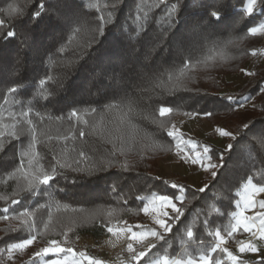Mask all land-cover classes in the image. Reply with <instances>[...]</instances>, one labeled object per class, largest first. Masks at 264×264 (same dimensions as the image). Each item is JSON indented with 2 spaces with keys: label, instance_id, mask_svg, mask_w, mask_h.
<instances>
[{
  "label": "trees",
  "instance_id": "16d2710c",
  "mask_svg": "<svg viewBox=\"0 0 264 264\" xmlns=\"http://www.w3.org/2000/svg\"><path fill=\"white\" fill-rule=\"evenodd\" d=\"M201 2L207 8L201 7ZM247 2L0 0V19L5 21L0 32V69L16 58L25 30H34L38 43L49 50L42 64L31 63L28 58L25 84L17 83L18 77L0 71L2 123L13 122L8 116L10 112L19 116L22 111L31 109L30 118L38 131L46 133L39 138L38 151L41 162L48 169L55 165L53 156L60 163L75 167L73 161L81 150L93 159L107 158L112 149L109 133L117 135V128L125 132V139L116 141L123 154H117L114 167L93 177L79 175L68 168L58 169L63 175H58L49 186L18 196L12 195L15 182L9 179V174L15 170L20 151L27 148L30 137L22 136L19 140L5 137L4 151L0 152V216L7 208L10 218L0 219V248L30 234L17 219L21 211L33 213L26 219L34 221L31 234L39 240L63 241V233L67 232L69 242L73 243L83 235L96 238L107 235L100 227L101 223L119 225L126 221L129 225L130 221H140L143 214L140 208L151 195H181L172 184L185 189L183 204L180 203L184 216L171 222L172 232L165 234L164 241L155 242L156 248L150 255L181 256L186 250L193 254L207 251L216 242L209 232L220 230L226 235L225 229L234 222L233 213L238 212L237 193L243 190L249 179L258 185L264 184V70L256 72L248 88L236 95L220 91L216 72L219 59L237 61L243 44L245 46L250 41L246 47L251 46L252 50L258 45V37L249 35L248 29L264 22V8L258 7L249 17L244 12ZM41 3L58 7L65 15L85 18L93 29L102 26L104 35L95 32V40L84 47L92 38L87 27L82 28L80 34H74L72 29L48 16L37 24L34 10ZM172 3H177L183 15L170 28L168 6ZM221 5L228 17L224 24L209 27L204 35L196 32L187 35L188 23L185 21L190 17L199 20L206 11ZM14 7L22 14L9 15ZM29 14H33L31 23H28ZM101 16L104 21L100 20ZM9 29L17 36L8 38L2 34ZM145 34L165 37L166 47L158 50L154 60L149 62L156 79L136 75L143 59L141 52L132 49L139 47L138 41ZM61 43L65 46L63 52L58 50ZM177 44H183L185 48L183 62L175 55ZM19 55L24 58L23 51H19ZM188 56L192 57L191 60L187 59ZM189 63L193 66L191 70L184 68ZM125 65L127 70L122 72ZM182 70L187 89L169 92L172 85L166 83L167 77L179 76ZM157 83H163V87L155 86ZM11 87H16L17 93L9 92ZM45 95H48L47 100L43 99ZM225 96H231L233 100H225ZM253 101H257L255 115L244 122L248 128L239 131L230 144L231 149L224 151L214 144L206 145L211 149V162L217 167L216 175L207 178L203 187L205 191L171 182L155 173L157 161L176 151L175 140L167 135L175 115L192 112L198 116H218L232 113L235 108ZM109 105L116 107L110 108ZM160 106L172 107L174 111L161 117ZM93 108L95 112L91 111ZM73 110L79 113V120L70 118ZM208 112L212 115H205ZM125 114L128 116L122 123ZM145 116L148 119H144ZM84 120L88 121L87 126ZM80 131L85 132L84 137L79 136ZM183 137L195 144L198 142L189 135ZM124 162L129 165L127 170L121 168ZM14 199L20 202L13 204ZM109 211L113 212L111 217L107 216ZM188 230L193 232L191 239L187 237ZM36 262L35 259L31 263Z\"/></svg>",
  "mask_w": 264,
  "mask_h": 264
},
{
  "label": "snow or ice",
  "instance_id": "6c2138e0",
  "mask_svg": "<svg viewBox=\"0 0 264 264\" xmlns=\"http://www.w3.org/2000/svg\"><path fill=\"white\" fill-rule=\"evenodd\" d=\"M119 2V0H118ZM164 0H161L163 3ZM220 0H214V3L219 4ZM178 3V0H177ZM177 3L170 4L168 16L170 18L171 28L172 24H177L179 18L183 15V12L177 6ZM107 6V5H105ZM115 7V5H113ZM187 6H185L186 8ZM201 7L207 8L203 2H201ZM258 7L264 8V0H248L247 7L244 9V12L251 17L254 14V10ZM22 14L18 8H12L9 12V15ZM46 16L51 17L57 23L66 25L68 28L72 29L74 34H80L81 29L87 27V31L92 34L91 40H88L83 45L87 47L91 44L92 40H95V32H99L101 36L104 35V29L102 26H98L93 29L90 26V22L85 20L81 16H68L60 12L58 7L53 5H46V3H41L34 10L35 22L39 24ZM227 12L223 5L219 8H213L206 11L203 16L196 20L194 18H189L188 21V31L187 35L191 36L194 32L204 35L207 33L209 27H213L218 24H224L227 20ZM139 19V16L136 17ZM33 20V14H29L28 23H31ZM101 21H104V17H100ZM5 21L0 19V32L3 30ZM143 29L141 28V31ZM8 38H14L17 36V33L9 29L7 32L2 33ZM248 34L251 36L264 35V23L259 24V26L250 27L248 29ZM71 43V41H69ZM234 43V41H230ZM139 47H134L133 52H141L143 62L137 67L136 75L141 78L156 79L154 74H152L149 67V62L154 60L155 55L158 50H163L166 47L165 37L161 34L155 37L145 34L144 37L138 41ZM60 52L65 50V46L61 43L59 49ZM19 51L24 52V58H20ZM19 51L16 54V58L13 59L10 63L5 64V66L0 69V71L7 72L10 76L18 77L17 83L25 84L27 83L26 71L29 63V57L31 58V63H43L44 58L47 57L48 51L42 48L38 43L36 34L34 30H25L19 45ZM185 48L183 44H177L175 48V55L184 59ZM256 55L255 52L252 53ZM191 56H188L187 59L191 60ZM192 65L185 64L184 68L191 70ZM122 72L127 70V66L122 67ZM247 75H253L249 72ZM184 73L181 71L179 76L169 75L167 77V84L172 85L169 88V92L174 91L179 88L187 89V82L183 78ZM190 82V81H189ZM43 83V81H41ZM155 86L163 87V83H157ZM11 93H17L18 89L16 87H11L8 89ZM125 95L127 93L125 92ZM43 99L47 100L48 95H45ZM225 100L232 101L233 97L225 96ZM243 106V105H241ZM109 107H116L115 105H109ZM92 112H95L96 109H91ZM174 109L169 106H160L159 115L161 117L166 116L172 113ZM132 112L131 107L129 106V113ZM31 109L28 111H22L19 116L14 113H9L8 116L13 121L11 124H3V118L0 117V152L4 151L5 146V137H8L9 140H19L22 136L30 137V142H28L27 148L20 151L19 160L15 166V170L9 174V179L15 182V189L12 193L13 196H18L22 193H34L40 189L41 186H49L50 182L54 181L58 175H63L62 172H58V169L68 168L73 172H76L79 175L93 177L99 173L105 172L108 169L115 166V157L117 154H123L118 148L116 141H123L125 139V132L121 128H117L115 131L117 135H112L109 133L112 138L109 140V143L112 144V149L109 152L107 158L100 157L98 159H93L83 150L79 151L78 158L73 161L75 167L72 164H62L59 160L53 156L55 165L50 169L45 168L41 162V155L38 151L39 138L46 133L38 131L36 123L30 118ZM186 115L193 116L198 115V113L187 112ZM205 115H212L208 112ZM128 116L125 114V117L121 118V122H124V119ZM75 117L79 120L80 115L76 110H73L70 113V118ZM148 119V117H144ZM83 123L85 126L88 125V121L84 120ZM22 125H26L23 127ZM245 128H248V125H244ZM219 134L224 137H232L235 139L233 134L229 131L223 129H218ZM169 137H172L175 140L176 154L181 156L184 163H191L193 165H199L204 171H209L213 176L216 175L212 169L216 168L217 165L212 163V157L209 155L211 149L207 146H204L202 151L197 150L199 146L192 141L186 140L182 134L178 132L175 128V125L167 132ZM80 137L85 136L84 131L79 132ZM134 138V137H133ZM51 139V137H48ZM191 145V152H189L186 146ZM231 149V145L228 146ZM194 153V154H192ZM223 157L221 156V159ZM83 165V166H82ZM129 165L127 162L121 164V168L127 170ZM172 188L177 189L181 195L172 196L164 194H153L150 198L146 199V202L143 203L140 211L145 215L153 216L154 223L158 225L159 229L156 228H144L140 225H128L127 222L122 224H112V223H101L100 227L104 229L110 237L115 239H110L109 243L113 247H116L118 244H123L124 251L128 254V260H123L121 258V264H223L221 260H214L213 256L215 253L219 252L226 256L229 264H245L244 261L240 259V256L234 254L224 245L227 243L225 235L221 234L220 230L209 232L208 235L215 238L216 242L214 245L209 248L207 251H199L195 254L189 251H185L181 256H169L167 254L154 256L150 255L152 250L156 248V241H164L165 234L172 232V221H178L182 216H184V210L182 207L177 206V201L183 204L184 196L183 193L185 189L179 184H172ZM47 191V188L44 189ZM201 192L205 191L203 188L200 189ZM264 194V184L258 185L253 183L251 179L247 181L244 185L243 190L237 195L239 199L236 202V207L239 208V212L233 213V223H230L228 228L225 229L226 235L228 238L234 237V235L241 230L250 235V238L247 241H238L239 244V253H259L261 251L260 245H264V198L257 199V197ZM19 200H12L13 204L19 203ZM167 209H170L174 215H169ZM255 211V215L249 216L245 213L249 211ZM8 209H4V214L0 216V219L8 220L10 217L7 214ZM33 213L29 210H24L19 212L17 219L20 220L22 226H26L29 231V235L26 238H21L18 242L9 243L6 249L0 250V255H3L4 252H7L8 259H13L14 252H23L28 249L37 239L35 234H31V229L34 226V221L29 222L28 217H31ZM113 215L112 211L107 213V216L111 217ZM47 226H45V230ZM11 231V229H9ZM63 242L57 239H51L48 241L46 247L41 248L38 252L35 253V256L40 258L43 264H104V261L96 259L92 256H89L86 251H77L69 244L68 233H63ZM123 237V239H121ZM187 237L192 238L193 232L191 230L187 231ZM166 242V241H165ZM259 242V244L257 243ZM47 258V259H45ZM256 264H264V257L261 260L257 261Z\"/></svg>",
  "mask_w": 264,
  "mask_h": 264
},
{
  "label": "rangeland",
  "instance_id": "374dc122",
  "mask_svg": "<svg viewBox=\"0 0 264 264\" xmlns=\"http://www.w3.org/2000/svg\"><path fill=\"white\" fill-rule=\"evenodd\" d=\"M257 37L258 40L256 42H258V45H256L253 50L251 46L246 47V45L251 44L250 41L249 44H246L245 46H243L244 44L242 45L243 51L241 52L240 58L237 61H230L228 59H219L217 61L219 62L217 63L218 69L216 70L218 73L217 79L221 89L220 91H222V93L236 95L238 93L244 92L254 79L255 73L264 70V35H257ZM253 52H255L256 55H253ZM249 72L253 73V75H247ZM213 79L215 81L216 76ZM256 102L257 101L250 102L242 107L238 106L239 108H235L236 111L232 113H226L212 117L177 114L172 121L171 128L173 125H175V128L180 134L194 137L198 140L197 144L203 143L201 146L199 145L201 149L197 150L202 151L203 146L214 144L220 149L227 151L229 150L228 146L233 142L234 139L232 137L221 136L218 129L229 131L235 137L239 131L243 129L244 122H247L252 117V114H254V105L257 104ZM186 148L189 152H191V145L186 146ZM212 171L215 172L216 169L214 168ZM155 173L171 182H181L197 189H202L206 184L207 178L212 175L211 172L204 171L198 164L193 165L191 163H184L181 156L176 154V151L157 161ZM262 197H264V194L258 197V199ZM177 206L180 207L179 201H177ZM167 211L169 212V215H174L170 209H167ZM141 218L142 219L140 221H130L129 225H144L146 229L156 228L157 230H160L158 225L154 223L153 216L145 215L143 213ZM82 237L90 238L92 236H80L76 242H69L67 246H71L77 251H82L84 248L86 249V247H88L87 240L90 239L82 240L84 239ZM104 237H108V239H106V241H101L100 244H97L95 247L98 253L105 256L110 255L111 258L114 259L113 261H116L121 257L125 260H128V257H125L123 254L125 246L122 243L118 244L116 247H113L112 244L109 243V240H114L115 238L110 237V234H107ZM121 239H123V237ZM47 244L48 242H43L37 238L34 244L25 251L14 252L12 254V260H9L7 252H4L3 255H0V264H32L31 262H33L35 259L37 261L35 264H43L42 260L35 256V253L41 248L46 247ZM3 249H6V247L0 248V250Z\"/></svg>",
  "mask_w": 264,
  "mask_h": 264
},
{
  "label": "crops",
  "instance_id": "0c3cea01",
  "mask_svg": "<svg viewBox=\"0 0 264 264\" xmlns=\"http://www.w3.org/2000/svg\"><path fill=\"white\" fill-rule=\"evenodd\" d=\"M264 198V197H262ZM239 208H238V212H239ZM255 211H259V209H256L254 211H249L247 213H245L246 215L251 216V214L255 215ZM224 235V234H222ZM84 239L82 240H87V245L88 247H86V249L84 248V250L82 251H86L87 254L89 256H92L96 259L102 260L104 261V264H121V258H118L116 261L110 262L109 260H105V255L100 254L96 251L95 247L97 244H100L101 241H106V239H108V237H90V238H85L82 237ZM225 238L227 240V243L224 245V247H227L230 251H232L234 254L240 256V259L242 261L245 262V264H255L257 261L261 260L262 257H264V245H260L261 247V251L259 253H239L238 249H239V244L238 241H247L250 238V235L248 233L243 232L242 230L238 233H236L234 235V237L232 238H228L227 235H225ZM259 244V242H257ZM218 254L216 255V257H214V260H221L223 262V264H229V262L227 261L226 256H224L223 254L217 252ZM40 259V258H38ZM120 259V260H119ZM123 259V258H122ZM125 260V259H123Z\"/></svg>",
  "mask_w": 264,
  "mask_h": 264
},
{
  "label": "built area",
  "instance_id": "2783aa9c",
  "mask_svg": "<svg viewBox=\"0 0 264 264\" xmlns=\"http://www.w3.org/2000/svg\"><path fill=\"white\" fill-rule=\"evenodd\" d=\"M257 199H258V197H257ZM252 215H253V214H251V216H252ZM123 254L125 255V257H128V254L126 253V251H124ZM120 255H121V254H120ZM115 257H116V256H115ZM105 260L113 261L114 259H112L110 255H107V256H105Z\"/></svg>",
  "mask_w": 264,
  "mask_h": 264
}]
</instances>
